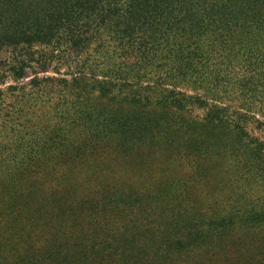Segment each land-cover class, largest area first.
I'll return each instance as SVG.
<instances>
[{"label": "trees", "instance_id": "obj_1", "mask_svg": "<svg viewBox=\"0 0 264 264\" xmlns=\"http://www.w3.org/2000/svg\"><path fill=\"white\" fill-rule=\"evenodd\" d=\"M7 50L0 129L42 125L35 163L178 141L198 159L228 161L264 203V114L254 110L264 105V0H0ZM31 169L13 181L41 178ZM243 213L264 227V208Z\"/></svg>", "mask_w": 264, "mask_h": 264}, {"label": "rangeland", "instance_id": "obj_2", "mask_svg": "<svg viewBox=\"0 0 264 264\" xmlns=\"http://www.w3.org/2000/svg\"><path fill=\"white\" fill-rule=\"evenodd\" d=\"M254 110L261 116L264 105ZM41 129L21 118L0 129V264H264V227L243 213L264 208L261 188L228 161L161 141L91 156L49 153L40 159L55 160L35 163L31 139ZM33 165L41 178L13 181Z\"/></svg>", "mask_w": 264, "mask_h": 264}]
</instances>
